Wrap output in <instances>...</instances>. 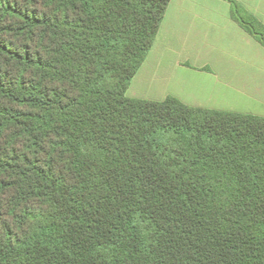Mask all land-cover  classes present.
<instances>
[{"label":"trees","instance_id":"obj_1","mask_svg":"<svg viewBox=\"0 0 264 264\" xmlns=\"http://www.w3.org/2000/svg\"><path fill=\"white\" fill-rule=\"evenodd\" d=\"M169 2L0 0V264H264V118L126 95Z\"/></svg>","mask_w":264,"mask_h":264},{"label":"crops","instance_id":"obj_2","mask_svg":"<svg viewBox=\"0 0 264 264\" xmlns=\"http://www.w3.org/2000/svg\"><path fill=\"white\" fill-rule=\"evenodd\" d=\"M262 36L264 0H170L126 95L264 118Z\"/></svg>","mask_w":264,"mask_h":264}]
</instances>
